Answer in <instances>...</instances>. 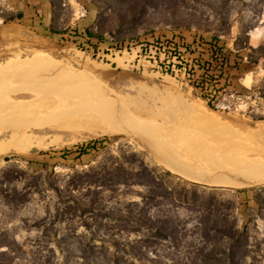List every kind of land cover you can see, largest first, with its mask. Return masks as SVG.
Returning <instances> with one entry per match:
<instances>
[{"label": "rangeland", "instance_id": "obj_1", "mask_svg": "<svg viewBox=\"0 0 264 264\" xmlns=\"http://www.w3.org/2000/svg\"><path fill=\"white\" fill-rule=\"evenodd\" d=\"M50 2L54 9V20L52 23L48 22L49 27L58 31L52 37L44 35L39 18L32 22L16 20L6 24L0 19V81L4 82L0 83V98L2 101L9 98L8 102L16 97L31 101L39 96L36 93H45L46 96L50 92L49 95L56 96L81 90L90 96H86L85 100H90L85 104H77L75 112L77 110L82 114L77 113L71 118L75 119V123L81 122L80 128L78 127L81 130L76 127L71 131L49 127L34 130L36 134L44 136L42 145L27 152H10L0 156V253L7 252V255L0 256V264H42L49 256L57 264H108L110 253L114 251L108 241L114 237L125 242H139L141 247H147L141 252L145 259H157L163 264H215L204 257L212 250H217L219 258L235 255V259L243 264H264V205L260 206L257 202V199L264 201V184L231 187L193 182L162 164L135 135H102L89 131L92 128L96 130L101 125V122L97 124L96 121L97 112L95 115L92 113L98 109L97 103H93L94 97L108 106L117 105L115 100L125 106H130V102L134 103L136 107H131V111L136 110L138 114L135 115L147 122L151 120L150 123H159L169 128L196 131L203 137H212L210 142L217 141L216 145H223L219 137L215 136L219 135L215 128L202 126L196 120L189 119L179 108L165 107L160 111L159 106H163L161 99L168 93L174 99L181 98L185 104H193L202 112L214 115L238 132L246 133L249 128L256 129L259 122H264V0ZM18 11L7 7V0H0L1 15ZM172 31L195 32L207 38H218L233 53L241 56L242 64L238 71L233 72V78L238 91L247 98L239 111L217 110L215 103L210 104L190 93L170 76H160L150 70L143 72L136 66L132 67L128 61L133 58L128 59L126 55L104 56V53L109 54L107 48L111 42ZM87 33L101 36L105 40L100 42L96 38H90L88 44ZM97 48L99 56L93 55ZM19 65L28 66L29 72L36 77L46 76L49 80L45 81L49 85L39 93L32 92L30 87L34 88L35 83L45 82L26 79L21 81L26 83L20 87L21 82L16 84V78L26 77L28 74H7V71ZM51 81L58 83L59 89L56 85L53 87ZM64 82L75 85L78 90L75 91L70 86L68 90V85ZM5 83L7 87H4ZM150 87L157 91L155 97L149 95L147 89ZM24 88L28 92H22L25 91ZM141 111L147 112L143 113L148 116L141 115ZM91 113L93 117H90ZM0 116L2 126L10 125L9 116ZM159 117L162 119L159 120ZM57 118L60 116H56L53 125L63 119ZM85 119L93 123L90 124ZM1 125L0 130L4 128ZM82 126L86 128L82 130ZM135 132L138 133L137 130ZM7 135L8 133L1 134L0 140ZM56 138L57 140L52 141ZM94 141H101L97 145L99 150H91L86 156L81 155L80 148L92 145ZM121 155H127L131 159L132 155H136L134 159L137 163L144 162L159 175L161 180L157 182L158 191L165 193L169 189V192L153 201L144 200L138 193H145V187L134 186L127 189L110 181L106 187L98 188L101 194L98 203L90 205V201L95 199L96 186L100 184L96 181H102L99 179L101 175H94V172L104 165L119 161ZM109 179L107 177L105 180ZM71 182L81 187L72 191ZM240 189L248 191L240 194ZM61 192L64 196L85 201L87 205L82 209L70 208L68 201L60 198ZM192 199L194 204L191 203ZM116 211L141 214L155 226L162 227L169 236L166 239L153 237L150 232L138 228L134 229L139 231L130 233L128 229H132V224L124 225L126 231L120 230V222L113 218ZM215 225L230 234L221 236L218 232L206 231V228L212 229ZM244 228L245 235L238 241L236 234ZM59 239L64 240V251L56 246ZM50 248L55 250V254L49 252ZM132 263L148 264V261H133L124 255L122 264Z\"/></svg>", "mask_w": 264, "mask_h": 264}, {"label": "bare ground", "instance_id": "obj_2", "mask_svg": "<svg viewBox=\"0 0 264 264\" xmlns=\"http://www.w3.org/2000/svg\"><path fill=\"white\" fill-rule=\"evenodd\" d=\"M27 67L28 66L19 65L15 67L13 70L10 71L6 70V71L7 74L9 73L12 76L28 74L26 75V77L23 76L22 78L19 77V79L16 78V81L18 80L17 82H15L16 84L26 79L29 80L33 79L36 82H42V81L45 82L44 84L35 83L36 86L34 88L30 87L32 92L38 91L39 93V91L45 89V86L49 85V83L46 84L47 81H45V80H49V78L48 79L45 78L46 76H44L43 74H40L43 76L39 75L40 77L38 76L36 77L33 73L29 72L30 70ZM11 79L13 80V78ZM9 81L10 83L12 82L10 79ZM9 81L6 80V82ZM52 82L53 81H51L53 87L55 85L56 87L58 86L57 85L58 83H56L55 81L54 83ZM68 82L71 83L72 81H68ZM68 82H64L65 84L68 85L67 86L68 90H69V86L72 87V89L73 87L75 88V85H70ZM23 83L26 82L25 81L21 82V85L19 83V86L21 87ZM1 84H4V82ZM5 84L6 86L4 85L3 86L7 87V83ZM27 84H29L28 81ZM16 86L17 85H15L14 88ZM150 88L147 89L149 95L151 97H155L157 95V91L154 89V87L151 89ZM74 90L75 91L78 90L77 87ZM0 91H1V87H0ZM26 91L27 90L22 92H26ZM140 92L142 91L140 90ZM70 93L73 92H69V93L67 92L65 94L56 95V96L49 95L51 94L50 92L46 96L44 95L45 93H43V95L41 93H40L41 95L36 93V95L39 96L37 98L35 97L34 100L25 101L26 98L22 99V97H16L15 100L10 99L9 102H8L9 98L7 97V95L3 94L8 99L5 100L6 101L5 102L4 100L2 101L0 98V115L9 116L10 118L6 117V119L9 118L8 121L11 120V122L9 121L10 125L5 124V127L4 125L2 126L0 124L1 127H4L3 129L0 130V135L8 133L6 137L4 136V138L2 137V139L0 140V156L8 154L10 152H17V153L27 152L31 150L33 147H38L42 145L44 143V136H40L36 134L34 130L38 131L49 127V128H57V130L58 128H60L62 130L71 131V130H75L73 127L78 128L81 122L75 123L74 122L75 119H71L78 113L77 110L75 112V106L81 103L85 104L90 100V99L85 100V97L87 96L88 98H90V96L88 93H85L81 90H79V92L78 91L74 92L73 94ZM31 97H32L31 99H33V96ZM178 97L179 96H177V98ZM174 98L175 97L170 93H168V95L165 96L164 98L162 99L160 98L161 103L164 107L159 106V110L161 109L160 111H163L165 107H169L173 109L179 108V110H181V112L189 119L191 120L193 119L194 121L196 120V122H198L202 126L205 125V126H210L211 128H215V130L217 131L216 133L219 134L215 136L216 138L219 137L223 145H216L217 141L210 142V140H213L212 137L210 138L203 137L200 134H198L196 131L187 130L185 128L184 130L177 128L175 129L169 128L166 126H161V124L159 123L158 124L150 123L151 120L147 122L146 119L144 120L138 115H135L138 114L136 113V110L133 112L131 111L133 110L131 107L135 106L134 103L130 102L128 103L130 106H125L123 104L117 103L115 98L114 100L117 105L113 104L108 106L104 102H100V100L98 99L96 100L93 97L92 99L93 103H97L96 106H98V109L97 111H93V112L91 111V112L94 115L96 114L95 112H97L96 121H98L97 124L101 122V125L98 128L96 127V130H93L92 128L94 124L91 125L92 127H89L90 126L89 125L88 127L92 128V130L89 129V131L90 133L93 132L94 134L102 133V135L107 133H123V134L129 133L132 136L135 135L139 138V141L146 148H148L153 154L156 155L157 159L162 164H164L166 167H168L175 173L193 182L203 183L213 186H231V187L256 186V185L264 184V122L262 121L259 122L257 124L258 126L256 129H251V128L247 129L246 133L238 132L233 126L219 121L214 115L202 112L198 107H194L193 104L190 105L185 104L184 100H182L183 102L181 101V98L179 99H174ZM88 111L90 110L88 109ZM141 112L143 113L145 111H141ZM167 112H168L167 114H169V111ZM92 113L90 114V117H93ZM142 113L141 115H144V117L145 115L148 116L147 114H145L147 112L143 114ZM149 113L150 112L148 110V114ZM164 113L166 112L164 111ZM81 114L78 113V115ZM57 115H59L60 118L63 119L61 120L60 118H57L60 119L61 122L58 123L56 122L57 124L53 125L52 123L56 121L55 118ZM78 115L76 117H78ZM83 115H85V113H83ZM164 115L165 114H163V116ZM179 116H182V114ZM164 117L166 118L167 116ZM66 118H70V119H66ZM161 119L162 118H160L159 120ZM1 121L2 123L4 122L3 120ZM87 122H89V120H87ZM89 123L91 124L93 122L91 121ZM84 126H82L83 127L82 130L86 128ZM79 128L78 130H81ZM135 130H137L138 133H136ZM54 140H57V138L53 139L52 141Z\"/></svg>", "mask_w": 264, "mask_h": 264}, {"label": "built area", "instance_id": "obj_3", "mask_svg": "<svg viewBox=\"0 0 264 264\" xmlns=\"http://www.w3.org/2000/svg\"><path fill=\"white\" fill-rule=\"evenodd\" d=\"M107 51L109 54L104 56L122 54L133 58L128 64L143 72L150 70L160 76H170L190 93L215 103L217 110L239 111L247 98L238 91L231 75L235 70L232 51L218 38L172 31L109 45ZM93 52L100 55L99 48ZM236 62L240 67L242 60L236 58Z\"/></svg>", "mask_w": 264, "mask_h": 264}, {"label": "trees", "instance_id": "obj_4", "mask_svg": "<svg viewBox=\"0 0 264 264\" xmlns=\"http://www.w3.org/2000/svg\"><path fill=\"white\" fill-rule=\"evenodd\" d=\"M53 7H51V23L53 22ZM24 16V13L21 11H18L17 13H10L8 15H1L0 14V19L2 20V22L4 24L8 23V22H14L16 20L21 21L22 18ZM37 18H39V25L41 27H43V32L45 36L48 37H52L55 34H58V31L56 29H54L53 27H49V23L46 20L44 15H41L40 13L37 12ZM86 37V42L89 44V39L90 38H96L98 39L100 42H104V38H102L101 36H93L91 33H87ZM124 42L123 40L120 41H114L109 43V45H116L119 43ZM232 69L235 70H239V63L236 62V58L237 59H241V56L237 55L236 53L232 52ZM234 70V72H235ZM98 144H101V141H94L92 145H87V146H83L80 148V154L81 155H88L89 151L93 150V151H98L99 147H97ZM44 155H46L47 153H43ZM132 159L131 157H128L127 155H121L119 156V161H116L113 164L110 165H104V167L102 166V168L98 171H95L94 175L100 176L99 179L102 181H96L99 182L100 184L96 186V190L94 191V201H90V205L94 206L96 203H98V197L101 195L100 192L98 191V188L102 187H106V185L110 182V181H115L114 184L115 185H119V186H123L124 188H132L134 186H143L147 189V191L145 193H138V195L142 196V198L144 200H155L158 197H164L165 195L163 194H167L169 192V189H165V193H161L160 191H158L157 187V182H159L161 179H159V175H157V173L155 172L154 169L150 168L148 165H146L144 162H139L137 163V161H135L134 157H136V155H132ZM122 159V161H121ZM127 166V167H126ZM166 174H169V172H166ZM87 176H90V174H87ZM93 177V176H92ZM95 177V176H94ZM107 177H110V179L108 181H106L105 179ZM48 178L50 179V176H48ZM133 178V179H132ZM49 182V181H48ZM131 182V183H129ZM92 183H90L91 185ZM71 185L73 186L72 191L74 189H78L81 186H76L73 182H71ZM89 185V186H90ZM193 186H195V184H192ZM197 186V185H196ZM248 191V189H240L238 190V193L242 194V193H246ZM127 193V192H125ZM59 196L62 200H65V202L68 201L69 203V207H75L77 209H82L83 206L87 205L85 201H79L78 199H74L73 197L70 196H64V193H59ZM183 196L185 197V199L188 200V198L186 197L185 194H183ZM187 202V201H185ZM257 202L260 206L264 205V201H260L259 199H257ZM191 203L194 204L195 201L192 199ZM102 216H107V215H102ZM113 218L115 221L120 222V230L126 231L127 229H125L124 225L125 224H132V229H128L130 233L132 232H136L141 230H146L147 232H150L152 234V236H156V237H163V238H167L169 235L167 233V231H164L162 229V227H158L155 226L151 220L145 218L143 215L129 211L128 213L124 212V211H116V213L113 214ZM134 228H138L139 230H136ZM214 231V232H218L221 236H227V234H230L229 231L225 230L224 228L220 227L219 225H215L213 226L212 229H207L206 231L210 232V231ZM243 235H245V228L243 229V231H239L236 234V239L238 241L241 240V238H243ZM110 242L111 246L114 248L113 253H110L111 257L109 258V260L107 261L108 264H122L123 262V257L124 255H127L128 258H131L133 261L138 260L140 262H142L143 260L148 261V264H163V263H159V261H157V259H145V257L142 255V249L143 248H147V247H141L139 245V242L135 241V242H130V241H123L121 239H116V237H114ZM141 242V241H140ZM149 244V243H147ZM64 240L63 239H59V241H57L56 246L58 249H60L61 251H64ZM149 246V245H147ZM110 250V247H109ZM49 252L55 254V250L53 248L49 249ZM111 252V251H109ZM217 250H212L211 253L205 255V259L214 262L215 264H243L240 260H236L235 259V255L233 256H229V258H219L216 255ZM7 255V252H2L0 253V256H4ZM42 264H57L54 262L53 259H51V257H47L46 260L42 263ZM135 264V263H132Z\"/></svg>", "mask_w": 264, "mask_h": 264}, {"label": "crops", "instance_id": "obj_5", "mask_svg": "<svg viewBox=\"0 0 264 264\" xmlns=\"http://www.w3.org/2000/svg\"><path fill=\"white\" fill-rule=\"evenodd\" d=\"M7 7L23 12L24 16L22 20L24 21H35L38 12L44 15L49 23L51 22L50 0H7Z\"/></svg>", "mask_w": 264, "mask_h": 264}]
</instances>
